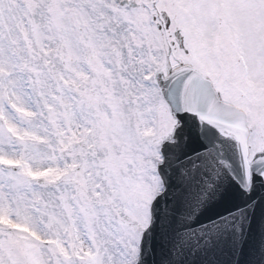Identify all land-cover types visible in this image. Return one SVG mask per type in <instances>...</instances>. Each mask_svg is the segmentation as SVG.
I'll return each instance as SVG.
<instances>
[{
    "label": "snow or ice",
    "instance_id": "snow-or-ice-1",
    "mask_svg": "<svg viewBox=\"0 0 264 264\" xmlns=\"http://www.w3.org/2000/svg\"><path fill=\"white\" fill-rule=\"evenodd\" d=\"M257 185L264 0H0V264L210 261Z\"/></svg>",
    "mask_w": 264,
    "mask_h": 264
},
{
    "label": "water",
    "instance_id": "water-1",
    "mask_svg": "<svg viewBox=\"0 0 264 264\" xmlns=\"http://www.w3.org/2000/svg\"><path fill=\"white\" fill-rule=\"evenodd\" d=\"M256 188H257V186H256ZM263 188V187H262ZM256 193H258L257 191H256ZM259 194V193H258ZM253 198H256L257 197V194H254L253 196H252ZM249 201H251V200H249ZM239 207H241V206H239ZM228 211H227V209H223V210H220L217 214H219V213H221V214H226ZM217 214H215V215H217Z\"/></svg>",
    "mask_w": 264,
    "mask_h": 264
}]
</instances>
